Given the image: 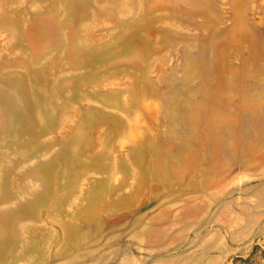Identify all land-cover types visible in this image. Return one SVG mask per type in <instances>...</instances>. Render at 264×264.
<instances>
[{
    "label": "rangeland",
    "instance_id": "1",
    "mask_svg": "<svg viewBox=\"0 0 264 264\" xmlns=\"http://www.w3.org/2000/svg\"><path fill=\"white\" fill-rule=\"evenodd\" d=\"M0 264H264V0H0Z\"/></svg>",
    "mask_w": 264,
    "mask_h": 264
}]
</instances>
